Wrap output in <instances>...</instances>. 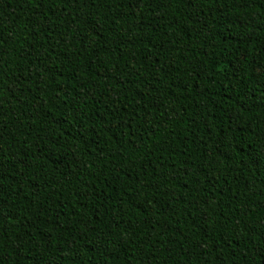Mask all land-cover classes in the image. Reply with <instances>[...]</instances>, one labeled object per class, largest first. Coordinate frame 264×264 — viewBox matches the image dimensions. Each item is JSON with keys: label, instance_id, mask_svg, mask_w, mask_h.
<instances>
[{"label": "trees", "instance_id": "16d2710c", "mask_svg": "<svg viewBox=\"0 0 264 264\" xmlns=\"http://www.w3.org/2000/svg\"><path fill=\"white\" fill-rule=\"evenodd\" d=\"M0 264H264V0H0Z\"/></svg>", "mask_w": 264, "mask_h": 264}]
</instances>
